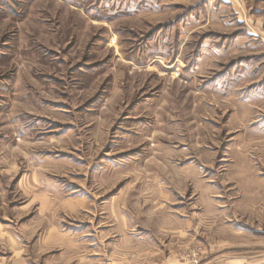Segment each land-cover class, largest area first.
I'll list each match as a JSON object with an SVG mask.
<instances>
[{
	"label": "rangeland",
	"instance_id": "374dc122",
	"mask_svg": "<svg viewBox=\"0 0 264 264\" xmlns=\"http://www.w3.org/2000/svg\"><path fill=\"white\" fill-rule=\"evenodd\" d=\"M98 252L264 264V0H0V264Z\"/></svg>",
	"mask_w": 264,
	"mask_h": 264
},
{
	"label": "crops",
	"instance_id": "0c3cea01",
	"mask_svg": "<svg viewBox=\"0 0 264 264\" xmlns=\"http://www.w3.org/2000/svg\"><path fill=\"white\" fill-rule=\"evenodd\" d=\"M135 240H137V239H135ZM131 242L134 243L132 245V247L129 246L131 244ZM139 243L141 244V241H139ZM123 248H125V250H130L131 249V250L137 251V249L142 250L143 247L141 246V247L136 248L135 241L133 239L131 241V238L128 236V237L125 238V240H123V243H121V242L118 243L117 242L116 244H114V248L113 249L118 252V251L123 250ZM95 255H98V257L100 256L99 257L100 260H101L100 262H98V258H94L93 257V258H90L89 260H86L85 264H124L123 263L124 256L121 257V256H119V254H116V257L114 256L111 262H109V258L106 257V254L98 252V253H95ZM109 257H112V254H110ZM134 257H138V255H133V253H132V256H131V259H130L132 261V264H141L140 261H141L142 258L141 259H137V258H134ZM126 261H129V260L126 259ZM155 264H170V261L168 259H166V258L165 259L162 258V259H160V261L156 262Z\"/></svg>",
	"mask_w": 264,
	"mask_h": 264
}]
</instances>
